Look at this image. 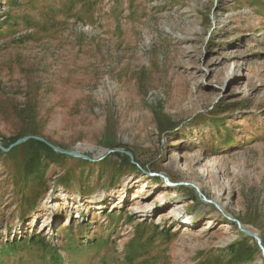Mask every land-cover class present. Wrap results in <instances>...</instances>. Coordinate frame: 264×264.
<instances>
[{
    "label": "rangeland",
    "instance_id": "1",
    "mask_svg": "<svg viewBox=\"0 0 264 264\" xmlns=\"http://www.w3.org/2000/svg\"><path fill=\"white\" fill-rule=\"evenodd\" d=\"M27 135L90 158L0 154V264H264V0H0V144Z\"/></svg>",
    "mask_w": 264,
    "mask_h": 264
},
{
    "label": "trees",
    "instance_id": "2",
    "mask_svg": "<svg viewBox=\"0 0 264 264\" xmlns=\"http://www.w3.org/2000/svg\"><path fill=\"white\" fill-rule=\"evenodd\" d=\"M14 138H12V140H9L10 141L9 143H5L4 146L8 147L11 143L15 142L18 139L17 137H14ZM22 146H25V147L28 146V152L26 154V156L28 158L27 163H26V173L21 174L22 178H25V176L43 174V172L46 171V168H48L49 164H51L52 162L55 163L59 158L67 156L66 154L58 153L51 146H49L47 143L40 141V140H37V139H29L25 143H23ZM18 148L19 147H14L6 153L0 149V154H5V155L13 154V155H15ZM128 157L129 156L125 157V159L128 160L129 163H125L126 165L123 166V168L128 169V166L131 165L134 170H137L138 167L140 166V163H137V161H139L137 158V154L135 153L136 162H131L130 158H128ZM86 162L89 163V161H86ZM24 186L25 185H23V187ZM65 186H66V183H65ZM29 199L30 198L28 196H23V200H29ZM24 242L27 244H42V246L48 247L47 246L48 243L44 238L37 240L35 235L31 236L27 241L26 240H22V241L19 240V241H15L14 244L19 246ZM250 250H251V247H249V246L240 247V244L235 245V246H233V249L231 250V256H232V254H235L238 251H239L238 254L245 253L248 255ZM56 259H58V262H60L59 260H61V258H59V257H57ZM242 263H243V260L241 259L240 255H239V257H238V255L237 256L235 255L230 260L229 264H242Z\"/></svg>",
    "mask_w": 264,
    "mask_h": 264
},
{
    "label": "water",
    "instance_id": "3",
    "mask_svg": "<svg viewBox=\"0 0 264 264\" xmlns=\"http://www.w3.org/2000/svg\"><path fill=\"white\" fill-rule=\"evenodd\" d=\"M29 139H37V140L43 141V142L47 143L49 146H51L52 148H54L56 151H59L61 153H65V154L70 155V156H73V157H85L87 159L90 158L87 155L82 154L79 150L65 149V148H62L60 146H56L53 143H51L48 140H46L44 137L37 136V135H27V136H24L22 138H19L15 142L11 143L8 147H5V146H3V145L0 144V149L3 150V151H5V152H7L13 146H16V145L20 144L21 142H25V141H27ZM114 150H117V149H109L108 152H112ZM128 153L132 156V153H130V152H128ZM197 190H198V192L200 194L202 193V192H200V190L198 188H197ZM238 224H240V222H238ZM241 228L243 229V231L247 235L254 237V239H256V241L262 246L261 239L258 236V234H256L255 232H253V231H251V230H249L247 228H243L242 226H241ZM262 249L264 251V247Z\"/></svg>",
    "mask_w": 264,
    "mask_h": 264
},
{
    "label": "bare ground",
    "instance_id": "4",
    "mask_svg": "<svg viewBox=\"0 0 264 264\" xmlns=\"http://www.w3.org/2000/svg\"><path fill=\"white\" fill-rule=\"evenodd\" d=\"M169 179V178H168ZM133 180H135V178H133ZM138 181V180H137ZM136 181V182H137ZM147 185V184H146ZM160 186L161 187H166V184L165 183H163V184H160ZM199 187H200V189L202 188L201 186H200V184L198 185ZM203 189V188H202ZM67 197V196H66ZM95 199H97V197L95 198H92V199H89L88 200V202H90V203H93L94 201H95ZM98 200H99V198H98ZM50 201V203L52 204V200H50V198H48V200H47V202H49ZM143 202H146V200H143ZM153 204H155V202L153 203ZM185 207H182V206H177V207H171V208H169V212H168V214H167V217H169V213L170 214H184V213H186L187 211H186V209H184ZM149 214V211H147V213H146V215H148ZM178 215V216H179Z\"/></svg>",
    "mask_w": 264,
    "mask_h": 264
}]
</instances>
